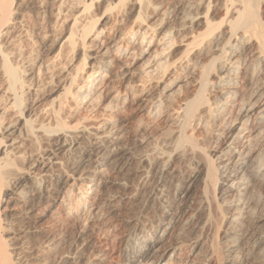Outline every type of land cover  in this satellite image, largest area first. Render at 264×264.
Instances as JSON below:
<instances>
[{
    "label": "bare ground",
    "instance_id": "6f19581e",
    "mask_svg": "<svg viewBox=\"0 0 264 264\" xmlns=\"http://www.w3.org/2000/svg\"><path fill=\"white\" fill-rule=\"evenodd\" d=\"M24 2L0 0V264H19L3 235L9 230L3 223L7 219L3 210L15 202L23 205L26 229L31 222H38L32 219L40 205L42 217L53 220V232L30 228L32 234H45L42 246L48 250L61 249L58 247L69 236L68 225H78L80 233L78 229L79 235L72 238L75 243L71 240L77 247L71 252V264H264V0H164L165 12L177 14L185 23L180 27L183 31L184 25L204 28L201 32L196 27L200 33H192L189 43L184 41L186 47L193 48L189 53L196 51L192 62L189 53L186 60L176 59L162 48L169 43L168 50L174 49L171 39L176 31L168 27L162 34L163 25L156 29L148 23L149 0H53L47 18L49 29L37 37L48 47L45 51L32 50L33 45L30 48L34 39L30 29L29 33L25 29ZM59 22L65 25V32L51 39ZM186 69H192L194 76L199 70L197 88L192 89L196 92L175 109L172 103L185 91L180 75ZM174 70L179 75L170 74ZM44 89L48 90L45 98L41 95ZM139 115L169 127L179 123V132L175 129L178 140L171 149L154 145L147 149L149 153L144 150L139 162L145 167L129 198L143 195V204L120 218L118 199L128 198L130 184L115 183L123 192L119 197L108 196L104 189L112 184L109 177L128 174L125 166L131 153L119 147V131ZM149 122L143 128L148 129ZM155 133L151 135L157 136ZM79 134L92 135L94 149L87 159L77 162L72 175L64 176L61 182L57 179V187L49 188L45 173L39 175V165L32 163L35 153L28 148L41 147L45 141L63 148L68 139ZM45 148L42 157L50 155ZM184 160L193 161V171L187 177L178 173V177L174 175L177 163ZM178 172L182 174L181 168ZM175 176L179 178L176 181ZM184 181H201L206 204L193 209L187 206L188 200L183 205L181 198L169 194L173 186L177 189ZM50 189L54 190L51 195ZM183 218L182 225L190 230L176 234L175 227ZM91 224L103 229V236L98 234L102 239L92 242V236L89 238ZM172 236L176 237L168 241ZM40 254L28 264H41ZM48 259L43 264H48Z\"/></svg>",
    "mask_w": 264,
    "mask_h": 264
},
{
    "label": "rangeland",
    "instance_id": "374dc122",
    "mask_svg": "<svg viewBox=\"0 0 264 264\" xmlns=\"http://www.w3.org/2000/svg\"><path fill=\"white\" fill-rule=\"evenodd\" d=\"M23 1H25V0H23ZM42 2V3H40V2ZM150 2H151V8H148V10L149 11H146V16H149L150 18H148L147 17V20H148V23L150 24V25H152V26H154V28H156V29H158L161 25H163L164 27H163V29H162V34L165 32V31H167L168 29H169V31H176V32H174L175 34H176V37L175 38H173V40L171 39V42L173 43V46H174V49L173 50H168V48H169V43L168 44H166V45H163V47L162 48H166L167 50H165L166 52H167V54H172L173 53V55H171L172 57H175L176 59H182V60H186L187 59V56L189 57V55H187V53H189L188 51H189V49H193L192 47H186V44L187 43H189V39H190V37H191V35H192V33H194V34H198V33H200L199 31H201L202 32V30L204 29L203 27H197V26H193L192 28H190V27H188V28H185L186 26L184 25V31H183V28H180L181 27V25L182 24H185V23H183V21H181V18H179V16L177 15V14H170V13H166L165 12V8L164 7H166L165 5H164V0H149ZM155 3H154V2ZM159 1V2H158ZM26 2L28 3V5L29 6H26L27 4H26ZM26 2H24V12H23V14H24V18H25V16H26V18H25V20H24V25H25V29H26V31H27V29H28V31H29V29H30V33H29V35L31 36V40H33V41H35V42H33L32 41V44L30 45V48H31V46L33 45H37V46H32V50H35V51H40V50H46V48H48V47H45L44 45H42V44H40V41L38 40V38L37 37H40V36H42V34L44 35L45 33H46V31H48V29H49V26H48V21H47V18H48V14H49V12H50V9L52 10V8H53V0L52 1H43V0H26ZM43 2H45V3H43ZM49 2H52L51 4L49 3ZM153 2V3H152ZM35 5H33V4ZM37 3V4H36ZM47 3V4H46ZM40 4V5H39ZM46 5L45 7H46V9L44 8V6L42 7V5ZM157 4H159V6L157 5ZM39 5V6H38ZM48 5H49V7H48ZM50 5H52V6H50ZM152 6H153V8H152ZM162 6V8H160ZM27 7V8H26ZM30 7H31V9H30ZM35 7V8H34ZM38 7V8H37ZM48 7V8H47ZM156 7H159L160 9L159 10H156L155 9V11L153 10L154 8H156ZM44 8V9H43ZM164 8V9H163ZM38 9H40V11L38 10ZM44 11H43V10ZM28 10V11H27ZM35 10V11H34ZM152 10H153V12H152ZM32 11H34L33 13H32ZM150 11H151V13H150ZM162 11H164V13L162 12ZM35 12H37V13H35ZM43 12V13H42ZM45 12H46V14H45ZM202 12H204L203 10H202ZM25 13H29L28 15H29V17H28V15L27 14H25ZM38 13H39V15H38ZM147 13H149V14H147ZM161 14V15H160ZM31 15V16H30ZM34 15V17H32ZM46 15V16H45ZM169 15V16H168ZM171 15V16H170ZM37 16V17H36ZM42 16V18H40ZM162 16H164L165 18H166V21H165V18L164 17H161ZM177 16V17H176ZM33 18V20H32V18ZM36 17V18H35ZM40 18V20H39V18ZM44 17H46V18H44ZM28 18V19H27ZM38 18V19H37ZM172 18V19H171ZM27 19V20H26ZM151 20V22H150V20ZM158 19V20H157ZM162 19V20H161ZM169 19V20H168ZM177 19V20H176ZM218 19V21H219V17H217L216 18V20ZM30 20V21H29ZM32 20V21H31ZM36 21V23H35V21ZM39 20V21H38ZM45 20L47 21L46 23H45ZM161 20V21H160ZM164 20V21H163ZM34 21V23H32ZM157 21H159V22H157ZM181 21V22H180ZM27 22V23H26ZM157 22V23H156ZM162 22V23H161ZM32 23V24H31ZM161 23V24H160ZM27 24H29V26L31 27H29ZM40 24V25H39ZM43 24V25H42ZM46 24V25H45ZM31 25H33V27L31 26ZM64 25V24H62L61 22H59L58 24H57V28L55 29V31H54V33L52 34V36L53 37H51V39H55V38H58L59 36H61V33H63V32H65V29H66V27H65V25L62 27V26ZM173 25V26H172ZM28 26V27H27ZM37 26H38V28H37ZM41 26V27H40ZM58 26H61L60 28L58 27ZM183 26V25H182ZM40 27V28H39ZM44 27V28H43ZM46 27H48L47 29H46ZM169 27V28H168ZM197 27V29L198 28H200V29H198L197 31H196V28ZM167 30H166V29ZM173 28H175L174 30H173ZM177 28H179L178 30H177ZM34 29V30H33ZM59 29H61V30H59ZM62 29H64L63 31H62ZM188 29V30H187ZM190 29V30H189ZM192 29V30H191ZM40 30V31H39ZM187 30V31H186ZM32 31H33V33H32ZM35 31H38V33L37 32H35ZM60 31H61V33H60ZM180 33H179V32ZM195 31V32H194ZM204 31V30H203ZM58 32V33H57ZM158 32H160V30H158ZM185 32V33H184ZM198 32V33H197ZM57 33V34H56ZM183 33V34H182ZM187 33V34H186ZM179 34V35H178ZM188 34H190V35H188ZM37 35V36H36ZM58 35V36H57ZM188 37H187V36ZM56 36V37H55ZM184 36H185V38H184ZM36 37V38H35ZM183 38V39H182ZM36 39H37V42H36ZM174 39H176L175 41H174ZM39 41V42H38ZM184 41H186V44H185V42ZM170 42V41H169ZM174 44H176V45H174ZM40 45H41V47H40ZM39 46V47H38ZM168 48H167V47ZM172 46V47H173ZM176 46V47H175ZM36 48V49H35ZM161 48V49H162ZM171 49V48H170ZM190 50V51H191ZM42 52V53H45V52ZM47 52V51H46ZM169 52V53H168ZM178 52V53H177ZM193 51H191L189 54H190V59L189 60H191V62L193 61V59H196V51H195V49H194V52L192 53ZM180 53V54H179ZM194 53H195V55H194ZM193 56V57H192ZM186 57V58H185ZM192 58V59H191ZM177 70H174V71H171L170 72V74H172V75H175V76H177V75H179L178 73V71L176 72ZM182 71V70H181ZM187 71V72H186ZM191 72L193 73V76H194V72H193V70L191 69V70H189V69H186V70H184V72H183V74H181L180 76L181 77H183V79H184V82H183V86H186V87H183V94H181L180 95V97L182 98H180L179 96V98L177 97L176 99H178V100H175L173 103H172V107H174L175 109H177V108H179L180 107V105H178V104H181L182 103V105H184L183 103H187V101L188 100H190L191 98H192V96L195 94V92H196V90H193V91H195V92H192V89H196L197 88V83H196V80H197V76L199 75V70H196V78H195V76H194V78L192 77V74H191ZM189 74V75H188ZM191 74V75H190ZM188 76V78H186ZM187 79V80H186ZM192 79H193V81H192ZM194 79H195V81H194ZM187 82H186V81ZM187 84H186V83ZM191 82H193V83H191ZM185 83V84H184ZM193 85H195V87L193 86ZM187 88V89H186ZM189 89V90H188ZM188 90V91H187ZM44 92H42L41 93V95H42V97H44L45 98V95H47V89H44L43 90ZM43 94H44V96H43ZM185 95L188 97V99L185 97ZM190 97V98H189ZM186 99V100H185ZM182 100V101H181ZM181 101V102H180ZM176 102V103H175ZM176 104V105H175ZM174 105V106H173ZM179 106V107H178ZM177 107V108H176ZM173 108V109H174ZM173 112L172 111H170V113H169V115H171ZM143 116V117H142ZM144 116L145 115H139V116H134V117H132L131 119H130V121H128V123H126V126H124L125 128H126V130H125V128L124 127H122L123 129H124V131H123V129H122V131L120 132L119 131V134H120V137L122 138H120L119 139V142H118V145H119V147L120 148H122L124 151H126V149H128L126 152H128L129 154L131 153V156H130V160L128 161V163H127V165L125 166V169L127 170L126 172L128 173L127 174V176H123V175H117L116 177H115V179H113L114 177L112 176V178L111 177H109V181L112 183L111 185L109 184L108 186H110L109 188H108V186L104 189V191L107 193V195L109 196V195H118V194H120V192H121V196H122V194H123V192H122V190L120 189V187H118V185H116L115 183H119V184H130L129 186L131 187V191L129 192V195H128V198H127V196L126 197H124V199H118V201H120L121 200V204H120V212L122 213V216H121V213L119 212V217L120 218H123V217H126V216H128V215H125V214H131V213H133V212H135V211H138L139 210V208H141V206H142V204H143V195H141L140 197H138L137 199H129L130 197H132L131 195H130V193H132L133 192V190H134V192H135V190H136V188L135 187H137L138 186V183H136V182H139V176H140V174H139V172L145 167V165H144V167H143V164L141 163V162H139L140 160H141V158L144 156V150H145V154H147V153H149L148 152V150L150 151L151 150V148H154V145H155V147L157 146V147H160V148H162V146H163V148H165V146H166V148L168 149H171L170 148V146H172V148H173V146H175V145H173V143H175V141H176V143L175 144H177V138H178V132H179V123H175V125H174V127L175 126H178V128L176 127V128H174L173 127V125H172V127H169V125L166 123L165 124V122H162V121H157L158 122V125H157V122L156 123H154V122H149V121H147V118L145 117L144 118ZM141 117V118H140ZM136 118V119H135ZM138 118H140V120L138 119ZM143 118V119H142ZM144 119H146V121L144 120ZM133 120V121H132ZM138 120V122H136V121ZM140 121H141V123H140ZM134 122H136L137 124V126L136 125H134ZM146 122H149L148 123V125H150V126H148V129L147 128H143L144 127V123H146ZM75 123L76 122H73V125H75ZM163 123V124H162ZM141 126H140V125ZM155 124H156V126H155ZM165 124V125H164ZM153 125V126H152ZM135 126V127H134ZM158 126V127H157ZM168 126V127H167ZM139 127V128H138ZM150 127V128H149ZM160 127V128H159ZM164 127H166V128H164ZM136 128V129H135ZM154 128V129H153ZM173 128V129H172ZM160 129V130H159ZM166 129H168V130H166ZM175 129H177V131L175 130ZM138 130H140L141 131V133H140V131H138ZM155 130V131H154ZM165 131V132H163V131ZM129 131V132H128ZM144 131L146 132V133H144ZM152 131H153V133H152ZM159 131V132H158ZM171 131L173 132V134H171ZM176 131V132H175ZM126 132V133H125ZM134 132V133H133ZM137 132V133H136ZM139 132V133H138ZM149 132H150V134H149ZM155 132H158V134H156ZM160 132H162L161 133V136H160ZM188 132H190V131H188ZM143 133H144V135H143ZM154 133H155V135H157V136H152V135H154ZM168 134V133H170V134H168V135H166V134ZM175 133V134H174ZM125 136H124V135ZM137 136H136V135ZM140 134V135H139ZM142 134V135H141ZM152 134V135H151ZM165 134V135H164ZM85 135V136H84ZM83 136H82V134L80 135H77V136H75V137H72L70 140L68 139V143L66 144V146L65 147H63V148H60L59 146H57V145H55L56 143H54V142H52L51 144H50V142L48 143V141H45V142H43L42 144L44 145H40L41 147H38V146H33V148H28L30 151H33L35 154H34V158H33V160H32V163H34V164H36V166L37 165H39L40 167H43L42 169L39 167V166H37V168H39V169H37L36 168V171H37V173L40 175H43V173H45V175H46V178H45V180H46V184L48 185V187L49 188H51V189H55L56 187H57V185H58V180L60 181V179H61V181H63V180H65V178L67 177V175L69 176L70 175V173H71V175H72V170H74V167L76 166V164H77V162L78 161H80L81 159H87L88 158V156H89V152H91L93 149H94V137L92 136H88V134H84ZM134 135V136H133ZM146 135H147V137H146ZM149 135V136H148ZM166 136V137H168L169 135H171V136H169L167 139H166V137H164V136ZM81 136V137H80ZM86 136H88V137H86ZM136 136V137H135ZM140 136V137H139ZM173 136H174V138H173ZM177 136V137H176ZM197 136H198V134H197ZM79 137V138H78ZM86 137V138H85ZM124 137V138H123ZM139 137V138H138ZM144 137V138H143ZM146 137V138H145ZM151 137H153L152 139H151ZM157 137H159L158 138V142L156 141H154L155 139L157 140ZM170 137H172V138H170ZM75 138H76V140H77V138H78V142L77 141H75ZM82 138V139H81ZM85 138V139H84ZM93 138V139H92ZM150 138V139H149ZM85 141H84V140ZM125 139V140H124ZM138 139V140H137ZM144 139V140H143ZM146 139V140H145ZM88 140V141H87ZM89 140H91L90 142H89ZM121 140V141H120ZM141 140L143 141L142 143H141ZM164 140V141H163ZM165 140H167V141H165ZM84 141V142H83ZM123 141V142H122ZM138 141H140V143H138ZM146 141H148V143H146ZM151 141H152V143H151ZM161 141V142H160ZM47 142V143H46ZM76 142V143H75ZM128 142V143H127ZM162 142H168V143H166V144H163ZM74 143V144H73ZM90 143V144H89ZM123 143H124V145H123ZM150 143V144H149ZM153 143H155V144H153ZM160 144V145H158V144ZM169 143H171V144H169ZM76 144V145H75ZM82 144V145H81ZM126 144V145H125ZM128 144V145H127ZM130 144V145H129ZM147 144V145H146ZM168 144V145H167ZM47 145V146H46ZM49 145V146H48ZM69 145H70V147H69ZM135 145V146H134ZM139 145V146H138ZM149 145V146H148ZM151 145V146H150ZM55 146V147H54ZM77 146V147H76ZM84 147V149H82L81 147ZM86 146H88L87 148H85ZM89 146H91V148H89ZM122 146V147H121ZM124 146H125V148H124ZM148 146V147H147ZM36 147H38V149H36ZM42 147H43V149H42ZM46 147V148H45ZM48 147V148H47ZM51 147H53V149L55 148H57L56 150L54 149L53 151H52V148ZM72 147V148H71ZM74 147H76V148H78L77 149V152L75 151L76 150V148H74ZM44 148L47 150L48 149V151H49V154L50 155H44V157H42L41 155H40V153H42V154H44L45 152H44ZM70 148V149H69ZM136 148V149H135ZM139 150H138V149ZM141 148H144V149H141ZM33 149V150H32ZM35 149H36V151H35ZM42 150V152H41V150ZM58 149H60L59 151H58ZM65 149V151H63ZM68 151H67V150ZM74 149V150H73ZM148 149V150H147ZM39 150V151H38ZM71 150V151H70ZM82 150V151H81ZM86 150V151H85ZM88 150V151H87ZM38 151V152H37ZM54 151H56V152H54ZM61 151H63V152H61ZM132 151V152H131ZM133 151H134V153H133ZM138 152H140V154H138ZM141 152H143L142 154H141ZM56 153V154H55ZM67 153V154H66ZM84 153V154H83ZM136 153V154H135ZM38 154H39V156H38ZM77 154V155H76ZM81 154V155H80ZM36 155V156H35ZM132 155H136V157L135 156H132ZM38 156V157H37ZM52 156V157H51ZM57 156V158L55 159L54 157H56ZM50 157V158H49ZM138 157V158H137ZM38 160H36V159ZM48 158V159H47ZM53 158V159H52ZM65 158V159H64ZM47 159V160H46ZM135 159V160H134ZM57 160V161H56ZM50 163H49V162ZM52 161H55V162H52ZM137 161V162H136ZM37 162V163H36ZM48 162V163H47ZM60 162H62V163H60ZM132 162V163H131ZM190 162V163H189ZM40 163V164H39ZM48 165H46V164ZM54 163V164H53ZM63 163H64V165H63ZM66 163V164H65ZM131 163V164H130ZM136 163V164H135ZM139 163L142 165L141 167L140 166H138L139 165ZM187 163L189 164V165H187ZM192 163H193V161L192 160H184V161H182V163L179 165V163H177V167H176V170H175V174L174 175H177L178 173L181 175V176H185V177H187L188 175H189V173H191L192 171H193V168H194V165H192ZM44 164V165H43ZM138 164V165H137ZM194 164V163H193ZM91 165H93V164H91ZM129 165V166H128ZM132 165V166H131ZM185 165H186V167H185ZM65 166V167H64ZM72 166H73V168H72ZM134 166H135V168H134ZM188 166L189 167H191V168H188ZM45 167V168H44ZM63 167V168H62ZM140 167V168H139ZM178 167H180L181 168V172H182V174L180 173V172H178V170L180 169V168H178ZM182 167H184V168H182ZM48 168V169H47ZM67 168V169H66ZM128 168H131V169H129L128 170ZM135 170H134V169ZM41 169V170H40ZM138 169V170H137ZM140 169V170H139ZM184 169V170H183ZM186 169H188V170H186ZM54 170V171H53ZM60 170V171H59ZM67 170V171H66ZM131 170V171H130ZM185 171V172H183V171ZM129 171V172H128ZM138 171V172H137ZM137 172V173H136ZM48 173H50L49 175H48ZM63 173V174H62ZM68 173V174H67ZM183 173H185L184 175H183ZM177 175L178 177H181L180 175ZM48 175V176H47ZM132 175V176H131ZM137 175V176H136ZM51 176V177H50ZM63 176V177H62ZM64 176H65V178H64ZM124 178H123V177ZM129 176V177H128ZM177 176H175L174 177V181H176L177 179H179V178H177ZM50 177V178H49ZM55 179H53V178ZM125 177H127V178H125ZM131 177V178H130ZM52 178V179H51ZM64 178V179H63ZM138 178V179H137ZM176 178V179H175ZM48 179H50L49 181H48ZM58 179V180H57ZM113 179V180H112ZM120 179V180H119ZM124 179L127 181H124ZM60 181V182H61ZM134 181V182H133ZM51 182H52V186H51ZM56 183V185H54L55 183ZM58 182V183H57ZM113 182H114V184H113ZM200 183V185L199 186H201V187H203V189H201L200 190V188L201 187H199L198 186V184ZM192 183V184H191ZM197 183V184H196ZM50 184V185H49ZM80 183H78V185H79ZM135 184V185H134ZM176 183H174V185H175ZM131 185H133V186H131ZM182 186H180V187H178L177 189H175L174 188V186L170 189V191H171V193L169 192V194L171 195H175L176 196V198H181V201H182V203H183V205H184V203H186V201H187V206H189V205H191L192 207L191 208H193V209H198L200 206H202V205H204V204H206V202H205V196L203 195L204 194V185L203 184H201V181H197V182H191V181H184V182H182V184H181ZM185 185V186H184ZM189 185H191L190 187H189ZM197 185V186H196ZM55 186V187H54ZM196 186V187H195ZM82 188H84L85 187V184H83L82 186H81ZM117 187V188H116ZM135 188V189H133V188ZM184 187V188H183ZM197 187H198V189H197ZM50 189V190H51ZM107 189V190H106ZM114 189V190H113ZM115 189H116V193L114 192L115 191ZM120 191H119V190ZM189 189V190H188ZM110 190V191H109ZM172 190H175V191H172ZM188 190V191H187ZM195 192H194V191ZM200 190V191H199ZM53 191L54 190H51L50 191V195L53 193ZM108 192H110L111 194H109ZM117 192H119V193H117ZM134 192H133V194H134ZM176 192V193H175ZM115 193V194H114ZM186 193V194H185ZM194 193V194H193ZM120 195H118L117 197H119ZM184 195V196H183ZM204 197H203V196ZM198 196H200V197H198ZM195 197V198H194ZM201 197H203V199L201 198ZM183 198V199H182ZM140 199V200H139ZM200 199H202V200H200ZM133 200V201H132ZM142 200V201H141ZM128 201V202H127ZM201 201H203L202 203L203 204H201ZM197 202V203H196ZM16 203H17V205H16ZM129 203V204H128ZM132 203H133V205H135V206H133L132 205ZM189 203V204H188ZM199 203H200V205H199ZM185 204V205H186ZM141 205V206H140ZM12 206V207H11ZM21 206V207H20ZM125 206V207H124ZM199 206V207H198ZM20 207V208H19ZM134 207H136V208H134ZM190 207V206H189ZM42 208H43V206L42 205H40V206H38L37 207V210H36V212H35V214L37 215H35L34 216V219H32V221L33 220H38V222L37 223H35V221H33V222H31V225L30 226H28L27 227V229H26V227H25V220H24V217L23 216H21V215H23V214H21V213H23L24 212V208H23V205L22 204H20L19 202H15V203H13V204H10V207L9 208H7L6 210L7 211H5V210H3V212L5 213H3V216L5 217V215H6V217H7V219L3 222V223H5V224H7V226H6V228L7 229H9V230H6V232L3 234L4 235V237L7 239V242L9 241V250H11V253L13 254V259H14V261H15V263H19V264H28V263H33L34 261H36V257L35 256H39V254L40 253H42V255L40 254V257H41V259H43V262H44V260H47L48 258V264H51V262H52V264L54 263V264H58V263H60V264H71V262H72V256H71V254H73V253H71V252H75V250L77 249V247L76 246H74L75 244V242H74V239H72L73 237L75 238L76 236H78L79 234H78V232L80 233V228H78L79 229V231L77 232V228H76V225L74 224V225H72V223H74V222H71V226L69 227V225H68V235L69 236H67V238L65 239V242L62 244V246H60V247H58V248H61V249H55V250H51V249H46V248H44V246H42V241H43V235H45V234H32L30 231H32V229H30V228H38V230H40V231H42V232H46V233H49V232H53V227H55V223L53 222V220H51V218H49L48 216H46V217H42V215H43V210H42ZM126 208V209H125ZM128 208L130 209L129 211H127L128 210ZM153 207H151V210L149 211V217H150V219L153 217V210L154 209H152ZM17 209H20V211H18ZM132 209V210H131ZM133 209H135V210H133ZM8 211H9V213H8ZM39 211V212H38ZM13 214H11V213ZM38 212V213H37ZM131 212V213H130ZM6 213H8V214H6ZM20 213V214H19ZM152 213V214H151ZM9 214H11V216L12 217H10L9 216ZM16 214V215H15ZM3 217V218H4ZM23 217V218H22ZM9 218V219H8ZM21 218V219H20ZM15 219V220H14ZM19 219V220H18ZM17 220V221H16ZM9 221V222H8ZM15 221V222H14ZM20 221H23V222H20ZM42 221V222H41ZM145 221H147L146 219H145ZM185 221V218H183L182 219V221L179 223V224H177V226L175 227V233L176 234H182V233H184L185 231L187 232V231H189L190 229L185 225L184 226V224L182 225V223ZM13 222H14V224H13ZM12 225H11V224ZM10 224V225H9ZM18 224H20L19 226H22V227H19V226H17ZM44 224V225H43ZM54 224V225H53ZM42 225H43V228L42 229H40V227H42ZM47 225H49V226H47ZM52 225V226H51ZM95 225V226H94ZM180 225V227H178ZM11 228H10V227ZM183 228H182V227ZM74 227V228H73ZM77 227H78V225H77ZM99 226H96V224H91V226H90V228L88 229L89 230V233H88V236H89V238H91V236H92V238H91V240H93L92 242H95L96 241V238H97V241L99 240V238L101 237V236H103V229L102 228H98ZM177 227H178V229H177ZM186 227V228H185ZM14 228V229H13ZM48 230H47V229ZM73 228V229H72ZM93 228H95V230L93 229ZM182 228V229H181ZM24 229V230H23ZM45 230V231H44ZM57 230H58V232H57ZM76 230V231H75ZM92 230V231H91ZM94 230V231H93ZM8 231H11V232H8ZM21 233V234H19V232ZM27 232V234H26V232ZM56 231V233H59V231H60V229H56L55 230ZM71 231V232H70ZM90 231L92 232V233H90ZM95 231H97L96 233H95ZM177 231H179V232H177ZM16 232V233H15ZM76 232V233H75ZM102 232V233H101ZM14 235H13V234ZM30 235H32V236H30ZM71 233V234H70ZM95 233V234H94ZM16 234V235H15ZM26 234V235H25ZM74 234V235H73ZM93 234V235H92ZM98 234H99V236L100 237H98ZM101 234V235H100ZM175 234V235H176ZM11 235H12V237H11ZM25 237L24 239H26V240H24L23 239V237ZM73 235V236H72ZM14 236V237H13ZM28 236V237H27ZM36 236V237H35ZM96 236V237H95ZM22 239H21V238ZM32 237V238H31ZM34 237V238H33ZM37 237H38V241L37 240H35V238L37 239ZM174 237H176V236H172V238H170L168 241H171ZM15 238H17V239H15ZM29 238V239H28ZM71 238V239H70ZM15 239V240H14ZM28 239V240H27ZM32 239V240H31ZM100 239H102V238H100ZM13 240V241H12ZM22 240V241H21ZM74 242L73 244H72V241ZM36 241V242H35ZM41 241V242H40ZM12 242H13V244H12ZM26 242V243H25ZM38 242H40L41 244H39ZM69 244H68V243ZM17 243V247L15 246V244ZM34 243H35V245H34ZM33 245V248H32V246L31 245ZM66 245H67V247H66ZM69 245V246H68ZM73 245V246H72ZM13 246H15V247H13ZM29 246H31V248L29 247ZM37 246H39L40 247V249H39V247H36ZM11 247H13V248H11ZM69 247V248H68ZM21 248V249H20ZM32 250V251H30V249ZM35 248V249H34ZM75 248V249H74ZM12 249H13V251H12ZM20 249V250H19ZM43 251H42V250ZM67 249V250H66ZM17 250V251H16ZM19 250V251H18ZM25 250V251H24ZM28 250V251H27ZM41 250V251H40ZM59 250V251H58ZM61 250H62V252H61ZM27 251V252H26ZM47 251V252H46ZM14 252V253H13ZM20 252V253H19ZM29 252V253H28ZM57 252V253H56ZM17 253V254H16ZM50 255H48V254ZM56 253V254H55ZM60 253V254H59ZM62 253H64V256L66 255V256H68L67 257V259H65L64 258V256H63V254ZM15 254V255H14ZM21 254V255H20ZM22 254H24V255H22ZM27 254V255H26ZM30 255V257H29V255ZM57 254H59V255H57ZM69 254H70V256H69ZM44 255V256H43ZM54 255V256H53ZM16 256V257H15ZM63 256V258L62 259H65V260H62L61 259V257ZM27 257V258H26ZM52 257V258H51ZM21 260H20V259ZM26 258V259H25ZM30 258V259H29ZM60 258V259H59ZM20 261H19V260ZM31 260V261H30ZM55 260H57L56 262H55ZM68 260V261H67ZM19 261V262H18ZM61 261V262H60ZM43 262L41 263V264H43Z\"/></svg>",
    "mask_w": 264,
    "mask_h": 264
}]
</instances>
